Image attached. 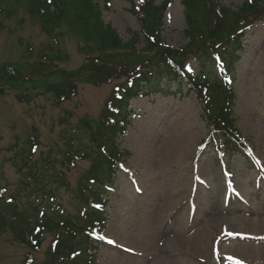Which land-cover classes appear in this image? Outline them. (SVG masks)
Wrapping results in <instances>:
<instances>
[{
    "label": "rangeland",
    "instance_id": "374dc122",
    "mask_svg": "<svg viewBox=\"0 0 264 264\" xmlns=\"http://www.w3.org/2000/svg\"><path fill=\"white\" fill-rule=\"evenodd\" d=\"M106 1L107 8L105 0L99 2L103 22L114 27L121 39L128 40L131 32L139 30L143 0ZM219 1L237 9L244 0ZM255 17L258 19V14ZM163 23L162 36L167 44H185L180 0H171ZM248 23L243 19L234 28ZM243 29L245 48L229 83L233 92L230 108L256 166L238 152L220 160L211 146L195 159L206 127L198 101L185 82L175 96L138 94L129 105L127 134L119 139V148L126 154L117 164L107 220L93 239L97 264H264V228L251 225L264 216V21ZM61 30V36L45 34L38 19L27 10L26 0H0V65L11 63L29 71L41 64L51 71L57 67L78 69L87 55L96 52L88 48L90 42L64 25ZM187 70L196 74L194 60L188 62ZM48 79L58 81L61 76L52 74ZM118 83L93 86L78 77L76 95L57 103L43 91L42 81L34 88L29 84L7 86L0 94V199L17 195L14 202L30 213L31 224L35 220L32 207L45 202L62 215L79 221L86 218L80 196L87 192L80 193L79 189L88 184L86 177L93 169L91 157L78 160L68 170L60 161L68 144L72 148L81 146L84 129L80 122L98 117ZM168 87L176 89L174 83ZM202 87L206 91L203 97L209 91L221 92L211 79L202 80ZM247 115L258 120L256 129L249 125ZM33 131L40 142L33 158L40 163L48 154L58 161L53 162L54 168L64 173L66 184L58 186L57 182L50 187L53 200L43 197L39 189L34 192L30 183L21 186V175L13 165L14 154ZM179 135L191 147L189 153L176 159L171 151ZM189 206L193 207L192 214ZM199 233L207 239L203 247L195 244ZM56 235L55 231L43 230L38 249L33 250L17 241L10 230L4 231L0 234V264H45ZM122 239L132 248L120 253L119 258L121 250L112 244ZM73 246V251L80 249L82 253L87 249L79 236ZM68 259L69 255H58L56 263L69 264Z\"/></svg>",
    "mask_w": 264,
    "mask_h": 264
},
{
    "label": "trees",
    "instance_id": "16d2710c",
    "mask_svg": "<svg viewBox=\"0 0 264 264\" xmlns=\"http://www.w3.org/2000/svg\"><path fill=\"white\" fill-rule=\"evenodd\" d=\"M168 2L169 0H164L158 6L152 5L151 2L145 3L141 7V31L133 32L128 41L122 42L115 30L102 22L99 7L94 0H26L27 10L38 19L41 30L45 34L55 35V37L61 36L63 34L61 28L64 25L83 41L90 42L91 45L87 44L88 48L96 53L94 56L87 55V62L81 67L69 71L60 67L51 71L46 64L32 67L30 71L28 68L22 69L11 63L1 64L0 94L5 91L7 86L29 84L34 88L38 81H42L43 91L50 93L56 102H60L68 100L76 94L75 81L78 77L95 86L111 83L125 77L124 82L119 85L120 89H118L121 95L113 92L105 111L99 118L80 122L85 127L84 136L81 137L83 140L79 143L81 146L72 148L71 144H68V150L64 152L60 161L62 165L65 163V168L68 170L74 167L78 160L87 157L92 159L93 169L86 177L90 181L88 180V184H83V187L79 189L80 193L87 192L80 196L86 218L79 221L75 217L62 215L53 205H48L45 202L41 206L46 209L45 211L42 210L40 218L37 216V206L32 208L34 212L32 216L35 220L31 224V218L26 210H20L16 203L0 202V233L9 228L17 241L28 244L33 250L38 249L43 230L57 233L51 256L45 264H64L65 261L56 263V257L73 253V243L77 236L87 248L92 247L89 236L84 229L95 226L101 227L104 223V207L108 203L110 188H112L115 179L114 162L120 157L116 141L117 137L125 132V128L119 126L117 120L123 121L120 118V110L123 111L126 108L129 99L138 91H158L161 89L158 81L162 77L171 81L178 76V78L186 80L192 87L194 86L190 76L182 71L183 63L187 56L197 54L198 48L196 46L200 44L202 46L206 38L203 35L201 38L193 39L192 32L196 29V25L192 26V15L201 17L208 8L212 17H215V7H217L223 16H231L238 11L254 12L260 10L262 9L261 5H263V0H251L250 2L245 0L240 9L233 12L219 4L211 3V0L209 3L213 6L207 5L205 0H181L186 12L189 11L188 14L186 13L188 27L185 29V34L189 37L190 43L193 41L194 46L169 48L165 46L160 35L161 16ZM155 14H157V22L153 17ZM203 19L204 22L207 21L206 18ZM216 23L220 27L224 26L223 19L217 18ZM217 36L221 35L216 34L213 37ZM139 41H143V46L136 49L135 44ZM229 41L234 47H237L238 39L234 38ZM210 65L211 62L203 64V71H208ZM52 74L60 75L61 79L51 81L48 77ZM201 101L207 110H212L211 140L218 143L217 149H225L230 152V149L243 148L238 133L233 127L230 110L223 106L213 109L212 107L215 106L213 103L209 104L211 105L210 108L207 106V101L204 102L202 97ZM117 108L114 116V110ZM112 116L115 117V121L110 124L109 118ZM38 145L37 134H31L26 140L27 147H23L15 154L13 162L22 174L21 184H28L29 182L33 185L34 190L42 191L43 197L49 196L53 200L54 194L50 187L57 182H59L58 186H64L66 184L64 173L54 168L53 162H57V159H52L48 154L44 159H41L40 163L34 160L33 152ZM72 259L70 264H96L95 252L92 249H89V253L85 252L82 258Z\"/></svg>",
    "mask_w": 264,
    "mask_h": 264
},
{
    "label": "bare ground",
    "instance_id": "6f19581e",
    "mask_svg": "<svg viewBox=\"0 0 264 264\" xmlns=\"http://www.w3.org/2000/svg\"><path fill=\"white\" fill-rule=\"evenodd\" d=\"M252 116V115H251ZM251 116H246V119L249 123V125L253 128L256 129L257 128V123L258 120L255 119L254 117ZM177 141L174 143L176 145H174L173 150L171 152L174 153V157L176 159L181 158L182 156L186 155L187 153H189L190 147H191V143L190 142H186V140L181 136H177ZM241 214V213H240ZM252 226H258V227H263L264 228V216L262 215L261 218L258 220V222L256 223H252ZM250 232H252V230L249 229ZM202 233L197 234V237L195 238V244L198 243L199 246L203 247L204 243L206 242V236H202ZM231 236H234L233 233L231 234ZM126 241V240H125ZM128 248H132L131 246H127ZM236 256V255H235ZM239 257V256H237ZM235 260L236 257L234 258ZM111 261H115V259H111ZM243 264H247L246 262H244Z\"/></svg>",
    "mask_w": 264,
    "mask_h": 264
}]
</instances>
